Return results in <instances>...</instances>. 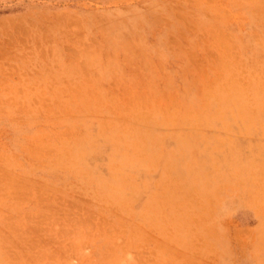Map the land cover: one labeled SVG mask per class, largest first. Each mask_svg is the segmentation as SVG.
Here are the masks:
<instances>
[{
	"label": "rangeland",
	"instance_id": "rangeland-1",
	"mask_svg": "<svg viewBox=\"0 0 264 264\" xmlns=\"http://www.w3.org/2000/svg\"><path fill=\"white\" fill-rule=\"evenodd\" d=\"M0 264H264V0H0Z\"/></svg>",
	"mask_w": 264,
	"mask_h": 264
}]
</instances>
